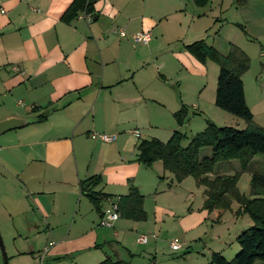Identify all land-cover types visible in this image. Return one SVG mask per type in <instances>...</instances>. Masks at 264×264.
Returning <instances> with one entry per match:
<instances>
[{
    "label": "crops",
    "instance_id": "crops-1",
    "mask_svg": "<svg viewBox=\"0 0 264 264\" xmlns=\"http://www.w3.org/2000/svg\"><path fill=\"white\" fill-rule=\"evenodd\" d=\"M72 1L0 0V120H29L0 134V202L10 217L22 216L15 232L25 234V247L13 256L23 257L24 264H97L107 257L126 264H208L222 249L203 243L209 254L201 263L197 254L189 258L187 253L209 220L201 208L203 190L187 194L191 202L184 209H174L181 182L169 172L158 174L153 164L139 163L136 145L151 137L165 141L182 126L173 116L180 107H168L174 97L166 91L167 80L174 76L178 82L181 71L197 79L206 75L212 61L200 63L189 54L186 45L193 41L228 52L230 42L213 35L208 43L196 36L203 25L228 21L224 11L242 1L207 0L198 6L193 0H88L90 20L79 11L63 21ZM252 9L243 21L253 20ZM185 25H192L189 33ZM140 31L149 32L148 42H133ZM174 41L180 44L171 47ZM242 82L246 99L243 75ZM42 113L45 119L36 121ZM94 132L115 139H92ZM93 175L100 176L92 187L99 193V208L79 186ZM130 186L143 196L145 219L120 214L111 227L99 225L109 201L127 194ZM167 195L170 201L161 204ZM148 218L153 223L144 234L166 245L154 242L136 254L127 240L138 243L139 227ZM162 233L169 237L161 238ZM176 239L183 240L181 247L172 250L170 241Z\"/></svg>",
    "mask_w": 264,
    "mask_h": 264
},
{
    "label": "trees",
    "instance_id": "trees-1",
    "mask_svg": "<svg viewBox=\"0 0 264 264\" xmlns=\"http://www.w3.org/2000/svg\"><path fill=\"white\" fill-rule=\"evenodd\" d=\"M198 6H204L207 0H193ZM79 11L93 13L88 0H73L62 14L63 21L74 18ZM186 49L197 61L204 63L211 60L218 66L214 105L244 120L245 127L237 129L231 126H217L206 120L203 130L195 133L186 144V133L172 131L166 141L151 137L140 139L136 145V160L151 166L160 161L163 170L180 182L191 176L203 187L204 200L202 209L207 211H225L234 200L239 210L248 214L252 225L242 230L236 237L239 249L227 260L219 252H213L208 264H264V174L250 172L249 196L241 194L237 187L238 172L233 174L213 173L217 162L237 159L241 169L257 154H264V128L253 120V115L246 105L242 75L249 68V57L237 45L230 43L226 54L219 53L204 40H196L186 45ZM177 125H182L187 118V107L181 105L173 114ZM39 114L36 121L45 119ZM203 147L210 148V154L201 156ZM212 175V176H209ZM100 182L99 175H93L80 181L82 193L99 208L97 192L92 187ZM143 196L135 186H130L128 193L118 198V210L121 217L141 221L146 215L142 207ZM220 215V213H219ZM97 264H126L124 261L107 257Z\"/></svg>",
    "mask_w": 264,
    "mask_h": 264
},
{
    "label": "rangeland",
    "instance_id": "rangeland-1",
    "mask_svg": "<svg viewBox=\"0 0 264 264\" xmlns=\"http://www.w3.org/2000/svg\"><path fill=\"white\" fill-rule=\"evenodd\" d=\"M239 1H242V4L236 3L235 1L228 11H224L223 15L228 18V21L215 23L209 28L203 25L200 29H198V35L196 38H206V41L211 43L213 35H216V38L219 41L232 42L247 54L250 63L249 68L243 73L246 89L245 101L253 115L254 122L264 128V0H244L246 8H243V6L245 7L243 0ZM198 8L199 10L203 9L202 7H197V9ZM251 8H253L252 11L254 12L253 20L251 22L243 21L244 15L250 13ZM256 10H260L258 15L259 19L255 16ZM261 15L263 17L262 20ZM237 19L239 20L238 23L241 24L240 26L237 24ZM184 28L187 30L186 32L189 33L188 30H191L193 27L192 25L189 27L185 25ZM178 44H180V42L174 41L171 44V47H176ZM208 66L210 68L206 71V75L201 76L200 79L198 78L199 80L196 76L186 74L185 71H181L178 82H174V76H169V79L167 78L168 83L166 91L168 92L169 97H174L173 103H170L171 98H169L168 107L175 105V103H177L179 107L181 104L187 107L186 121L182 124V126H180V128H178L179 131L186 133L188 137L183 144H186L195 133H198L205 128L206 120L212 121L217 126H231L237 129L245 127L243 119L236 117L214 105L213 95L216 86L218 66L213 62L208 63ZM178 84L180 85L178 86ZM203 87L205 88L202 91ZM200 92L201 94L198 96ZM153 105L154 104L151 106ZM152 109H154V107H152ZM209 154V147H203L199 151L200 157ZM152 164V167H154L158 174H161L162 172L166 174L167 171L163 170L160 161H155ZM214 171H222L224 174H233L238 172L239 175L236 187L241 194L249 196L250 172L257 171L264 174V154L254 155L248 161L244 170L241 169L240 163L237 159H232L217 162L215 164ZM174 182L178 183L176 181ZM180 182L182 193L180 194L179 191L177 195H174L172 202L174 209H177V211L184 209L188 205V203H186L187 200L191 202V197L187 198V194L200 195L203 190V187L198 185L191 176L184 178ZM168 201H170V198L167 195L161 201L162 203L160 201L159 203L166 205L165 203ZM204 210L207 212L206 209ZM208 212L207 214L209 220L203 225L204 227L201 231H199L201 234L200 240L192 241L189 246V250L187 252L191 253V257L189 258H194L195 255L193 254H197V260L201 263L202 257L204 255L208 256L209 254L207 247L202 250V244L204 243L207 245L208 243L212 250L215 249L214 246L216 247V250L222 249L223 253L221 254L227 260H230L239 249L236 237L242 230L251 226L252 221L248 214L243 212L241 209L239 210L238 204L234 200L231 202L230 207L225 211L219 212V210H213L209 213ZM13 216V218L10 217L8 211L3 209L0 202V240L2 242L7 264H24V262L21 261L23 257L13 256L15 251L25 247V241H23L25 234H19L20 236H16L15 232V229H18L17 226H20V224L23 223V219L22 216L16 215L15 213ZM142 223L143 222L140 224ZM152 223L153 219L148 218L146 223H144L146 227L145 225H143V227H139L140 233L150 234V232H147L149 231L147 230V226H150ZM203 231L205 232L203 233ZM173 232L170 233V236ZM16 237H19V239ZM164 237H169V234L162 233L161 238ZM157 239L150 238L145 244L136 243L132 237H129L127 241L132 244L129 248L136 252V254H139L141 251L146 250L147 246L154 242L160 245L163 244V246L166 245L163 240L162 243ZM178 241L179 243H182L183 240L181 239ZM120 249L123 250L122 247H120ZM123 257L127 259L125 252ZM166 257H168V254ZM3 261L4 259L0 247V264H3Z\"/></svg>",
    "mask_w": 264,
    "mask_h": 264
},
{
    "label": "built area",
    "instance_id": "built-area-1",
    "mask_svg": "<svg viewBox=\"0 0 264 264\" xmlns=\"http://www.w3.org/2000/svg\"><path fill=\"white\" fill-rule=\"evenodd\" d=\"M85 16L88 18V20H90V15L89 14H85ZM119 35L123 36L124 35V31L122 30H118ZM132 40L134 43H146L149 41L150 39V34L149 32H136L135 34L132 35ZM90 137L92 139H98L101 140L103 142H111L115 139V135L113 134H105V133H91ZM118 198H115L113 200L109 201V207L107 209L104 210L100 221H99V225L101 226H107V227H111L113 225V222L116 221L119 217H120V213L118 210ZM154 236V235H152ZM149 237L147 234H138L136 241L139 244H145L148 241ZM170 247L172 250H179L180 249V243L178 242V240H172L170 241Z\"/></svg>",
    "mask_w": 264,
    "mask_h": 264
},
{
    "label": "water",
    "instance_id": "water-1",
    "mask_svg": "<svg viewBox=\"0 0 264 264\" xmlns=\"http://www.w3.org/2000/svg\"><path fill=\"white\" fill-rule=\"evenodd\" d=\"M27 122H29V120H27V119L24 120V119L15 118V117L2 119V120H0V134L5 132V131H8L10 129L21 127ZM0 247H1L2 255H3V259H4L3 264H7L1 240H0Z\"/></svg>",
    "mask_w": 264,
    "mask_h": 264
}]
</instances>
